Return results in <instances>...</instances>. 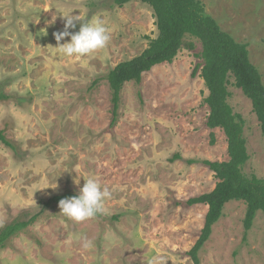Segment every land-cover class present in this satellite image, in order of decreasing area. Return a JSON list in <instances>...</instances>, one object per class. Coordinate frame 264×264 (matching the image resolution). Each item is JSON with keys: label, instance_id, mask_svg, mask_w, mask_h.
<instances>
[{"label": "rangeland", "instance_id": "1", "mask_svg": "<svg viewBox=\"0 0 264 264\" xmlns=\"http://www.w3.org/2000/svg\"><path fill=\"white\" fill-rule=\"evenodd\" d=\"M202 4L223 31L248 45L264 83V0ZM69 11L83 19L73 32L103 20L107 46L83 57L60 54L53 32L63 29L59 14ZM155 22L152 9L138 1L118 7L115 0H0V129L11 142H0V230L34 220L0 251V264H153L157 258L194 264L187 253L208 207L186 202L216 187L205 162L228 160L223 131L206 124L208 92L193 76L194 53L183 49L141 84H127L111 126L106 77L148 48L158 35ZM188 42L200 50L196 40ZM231 82L229 104L244 121L251 154L244 174L264 178V134L251 101ZM89 178L111 193L100 217L75 222L60 214L59 204L47 205L55 196L78 194ZM246 210L244 202L225 206L201 264H264V213L246 232Z\"/></svg>", "mask_w": 264, "mask_h": 264}, {"label": "trees", "instance_id": "2", "mask_svg": "<svg viewBox=\"0 0 264 264\" xmlns=\"http://www.w3.org/2000/svg\"><path fill=\"white\" fill-rule=\"evenodd\" d=\"M136 1L152 9L158 35L150 39L148 48L139 56L120 63L106 77L113 103L111 126L117 124L125 86L129 83L141 84L146 74L161 65L172 64L183 49H188L199 61L193 76L199 74L208 92L205 98L207 127L222 130L227 141V161L205 162L217 179L215 189L186 202L189 207H208L200 237L187 253L194 264H201L200 252L211 238L213 228L223 217L228 203L237 201L246 204V232L252 229L258 213H264V178L244 174V167L251 159L245 124L229 104V87L233 79L234 85L251 101L264 134V83L259 70L251 62L248 45L237 42L223 31L218 22L206 13L202 0H115V5L124 7ZM189 39L196 40L200 50L194 42H188ZM0 142L11 147L10 140L1 129ZM75 195L69 192L55 196L47 205L59 204L61 199ZM33 221L14 222L2 228L0 251L27 230Z\"/></svg>", "mask_w": 264, "mask_h": 264}, {"label": "clouds", "instance_id": "3", "mask_svg": "<svg viewBox=\"0 0 264 264\" xmlns=\"http://www.w3.org/2000/svg\"><path fill=\"white\" fill-rule=\"evenodd\" d=\"M71 13L69 11L59 14L64 18V27L62 30L53 32V37L57 42L55 48L60 54L66 57H83L107 46L111 36L103 20L96 18L90 22L86 21L81 24L78 32H73L70 29H75L76 22L83 19L80 15L74 16ZM46 23H54V20ZM66 37H70V41L61 44L60 42L64 41ZM110 195L109 190L102 188L98 180L89 178L85 180L77 195L59 201L60 214L75 222L94 218L104 211V201ZM83 246L89 248L91 241L85 238ZM153 264H163V261L161 258H157Z\"/></svg>", "mask_w": 264, "mask_h": 264}]
</instances>
